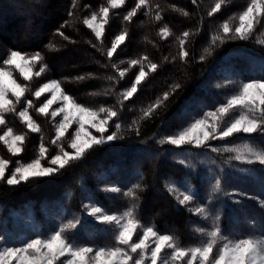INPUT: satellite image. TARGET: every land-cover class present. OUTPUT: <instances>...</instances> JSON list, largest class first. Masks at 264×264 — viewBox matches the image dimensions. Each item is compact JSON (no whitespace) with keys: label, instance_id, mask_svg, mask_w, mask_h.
I'll return each mask as SVG.
<instances>
[{"label":"trees","instance_id":"1","mask_svg":"<svg viewBox=\"0 0 264 264\" xmlns=\"http://www.w3.org/2000/svg\"><path fill=\"white\" fill-rule=\"evenodd\" d=\"M243 1L228 0L219 12L209 16L215 0H196L195 3L192 0H149V7L138 10L128 22L123 17L135 6L136 0H126L121 8L110 9L101 42L82 21L101 6H107L106 0H75V7L73 0H0V63L12 50L41 53L49 77L58 80L67 94L90 108H115L118 116L113 119L112 132L116 131V123L121 125L118 139L94 146L80 160L53 176L18 185L0 181V221L10 218L15 211L57 200L70 214L73 210L77 213L83 198H97L103 203L108 195L101 187L119 180L120 171H140L141 188L135 190L138 199L125 196L124 191L112 192L115 204L108 208L118 211L135 204L136 214L143 223L152 224L161 233L176 235L183 244L197 243L200 233L195 229L201 224L197 215L189 207L178 204L165 184L168 179L187 176L201 188L203 178L200 170L194 171L178 163V152L183 148H173L160 141L178 132L211 104L224 101L217 90L208 87L207 81L209 73L219 66L226 69L225 74L238 75L242 80H264V44L258 42L262 38L212 43L215 35H223L222 23L238 16ZM180 9L189 15H183ZM157 12L162 16L160 21L154 19ZM165 25L172 35L162 38L158 33ZM123 30H127L128 36L110 59L106 52ZM184 31L191 33L185 43L189 55L181 59L178 37ZM145 55L159 65L158 70L149 74L132 98L122 101L120 94L131 86L139 71V66L130 67L128 62ZM201 56L205 59L201 60ZM113 64L121 70L129 69L123 79L119 78ZM80 76L85 79L78 80ZM109 76L115 79H107ZM177 84L179 87L173 91ZM165 92L171 94L163 105L150 117L141 119L143 111ZM36 136L31 137L33 147ZM228 142H245L264 150V134L259 132L236 134ZM0 147L4 155L13 159L2 144ZM29 160L24 158V161ZM228 162L234 161L229 159ZM239 164L257 173L243 172L230 164L240 171L242 183L238 177L220 178L227 196L224 215L229 218V224L227 226V221L225 224L236 233L264 234V207L260 205L264 200V165ZM201 170L204 169L201 167ZM255 181L263 186L262 192L258 196L246 194L252 186L258 185ZM230 183L236 184L235 190L230 191ZM83 221L84 226L67 233L71 240L81 239L86 244L95 242L106 247L114 244V236L107 227L91 219Z\"/></svg>","mask_w":264,"mask_h":264},{"label":"snow or ice","instance_id":"2","mask_svg":"<svg viewBox=\"0 0 264 264\" xmlns=\"http://www.w3.org/2000/svg\"><path fill=\"white\" fill-rule=\"evenodd\" d=\"M192 2L195 3L196 0H192ZM227 2L228 0H215L208 15L211 16L219 12ZM106 3L107 6H101L98 11L92 12L82 21L101 42L105 34V26L109 23L110 9L121 8L125 5L126 0H106ZM75 6L76 3L73 0V7ZM145 7H149V0H136L135 6L124 15L123 20L131 22L138 10ZM178 11L185 16L189 15L182 9ZM69 15L71 16L73 13L69 12ZM154 19L162 20L159 12L155 14ZM237 19L238 24L233 27L232 21ZM262 21H264V0H249L245 9L238 16L230 17L229 20L222 23L220 31L223 35H215L212 38V43L215 44L217 41L223 43L226 39H248ZM59 34L64 35L62 32ZM158 34L162 38H167L172 35V32L165 25ZM190 35V32L184 31L181 37H178L181 59H185L189 55L185 50V43ZM127 36V30H123L115 36L111 47L106 52L108 58L113 57L117 49L124 44ZM258 42L264 44V40ZM50 47H54V45H50ZM205 52L211 54L209 49H205ZM43 59L39 52L29 55L12 50L7 58L0 63V126L6 127V130L0 134V142L7 147V151L12 155H18L24 150L26 136L15 134L11 127H7L5 113H16L21 123L25 124L32 132L39 133L41 128L29 111L35 107L32 100L28 99L25 106L17 111L16 105L23 102L29 88L26 84L18 82L10 69L14 67L19 71V75L24 81H31L34 76L39 77L46 71L47 65L45 64L38 71L33 72V68ZM200 59L204 60L205 57L201 56ZM121 63L124 62L121 61ZM128 63L130 67L139 66V71L131 86L120 94L122 101L132 98L138 92V86L147 79L150 73H155L159 67L146 55L140 59H132ZM112 67L117 69L121 79L129 71L128 68L119 69L116 64H113ZM77 79L83 80L85 77L80 76ZM107 79L115 78L109 76ZM178 87V84L174 85L173 91ZM45 93H50V98L46 99L41 106L35 107V111L44 116H51L53 119L61 117L56 124L55 139L51 141L59 151L49 159V149L41 143L38 158L23 164L17 162V166L7 176L6 172L9 171L10 161L0 158V181H5L8 185H18L32 179L53 176L72 162L80 160L94 146L103 145L119 138L118 132L121 128L119 123L115 124V132L105 135L109 128V122L118 116V111L115 108L101 106L98 109H93L83 106L77 103L71 95L66 94L59 81L44 83L32 92V95L39 99ZM170 94V92L163 93L154 104L143 111L141 119L150 117L156 109L163 105ZM53 105L58 106L53 109ZM238 107L243 109L239 115L226 120L225 118L229 117L230 113ZM50 109L52 110L50 111ZM73 125H77V127L69 138L66 133L73 128ZM90 128L95 129L100 135H93L89 131ZM258 132L264 134V80L243 83L238 94L231 96L226 104L221 105L215 111L205 113L202 118L195 120L175 135L167 136L160 143L178 147L191 144L199 148L207 146L209 140L225 139L240 133ZM65 140H67V147L72 149L71 152L65 150L63 144ZM212 151L219 150L213 148ZM224 151L236 152L237 155L234 157L236 160L248 164L258 162L264 165V150H257L248 144H245L243 149L225 148ZM42 161H47L50 166H44ZM178 163L189 166L185 160H179ZM140 188L139 184L133 186V189ZM165 188L174 195L180 205L188 206L195 198L191 191H182L175 183H166ZM133 189H129L124 195L138 199ZM105 190L121 191L117 187ZM221 190V180L216 179L212 185V191L220 192ZM251 198L257 199L256 197ZM260 205L264 207V200L260 201ZM84 207L90 216L101 223L116 228L112 246L93 248L75 243L67 233L75 229L79 221L70 220L49 236L30 239L21 246H7L4 244V237L0 236V264H264V235L230 239L222 234L217 223L219 215L212 218L213 227L211 230L195 229L196 232L206 237L205 240L197 245L184 247L174 235L161 234L155 226L144 225L136 214L137 205L135 204L119 214H109L104 208L96 205H85ZM189 210L205 219L211 215L205 206H196Z\"/></svg>","mask_w":264,"mask_h":264},{"label":"rangeland","instance_id":"3","mask_svg":"<svg viewBox=\"0 0 264 264\" xmlns=\"http://www.w3.org/2000/svg\"><path fill=\"white\" fill-rule=\"evenodd\" d=\"M248 2L249 0H244L242 2L240 6V11H238V14L245 9ZM237 24H238V21L237 22H235V20L232 21L233 27L237 26ZM254 37H260L264 40V21H262V23L257 27V29L253 32V34L248 39H253ZM20 52L26 53L29 55L34 54V52H23V51H20ZM43 65H45L44 60L33 68V72L35 73L36 71H38L39 68ZM5 67H8V66H5ZM10 70L13 71V75L14 77L18 79V82L26 84L29 88V91L26 93L25 98H23V102L16 105L17 111L21 110L25 106V103L28 99L33 101V104L35 107L41 106V104L46 99L50 98V93H45L39 99H37L35 96L32 95V92H34L39 86H42L44 83H48L50 81H58L56 79L50 78L49 77L50 75L46 71L42 73L39 77L34 76L31 81H24L23 78L20 77L19 71L17 69L12 67ZM224 72H226V69L224 67L222 68L221 66H219L216 70L211 71L209 73V77L207 80L208 87H212L213 89L217 90L222 95V99L224 101L219 104H216L217 102L211 104L209 106L210 108L204 110L202 114H200L199 116H196V118H194L192 121H189L187 124L181 127L178 130V132L181 129L188 127L195 120L202 118L205 113L210 112V111H215L221 105L226 104L227 100L231 96L238 94L240 86L243 83H247L253 80H263V79L242 80L238 75H229V74H225ZM81 96L83 97V99L87 100L85 95H81ZM200 99L202 100L203 96H201ZM76 102L83 106H86L82 102H79L77 100ZM57 106L58 105H53V109H55ZM35 107L33 109H30L29 111H30V114L33 116V119L40 125L41 131L39 133L30 131L26 127L25 124L21 123L16 113H5L7 127H11L14 130L15 134H24L26 136V139H28V140H25V143L23 145L24 150L18 155H13V159L8 158V155L7 156L4 155L3 150L0 147V158L8 159L10 161L9 171L6 172V176L10 175V171L14 169L15 166H17V162H20L23 164V163L31 162L33 159L38 158L37 153L39 151V145L41 143H43L44 146L49 149V152H48L49 159L51 158V156L56 155L59 151L58 147L52 144L51 141L55 139L56 124L61 119V117H56L55 119H53L51 116H44V115L38 114L35 111ZM51 110L52 109H50V111ZM242 110L243 109H240L238 107L235 111L230 113L229 117H226L225 119L230 120V119L235 118L237 115H239L240 111ZM76 127L77 125H73V128L69 129V132L66 133V136L70 138L71 134L74 132ZM113 129H114V123L113 121H110L108 131L105 133V135L111 134ZM5 130H6V127L0 126V134H2ZM89 131H91L93 135H97V136L100 135L99 133L95 131V129L90 128ZM32 134L37 135L34 147H33V143L31 140ZM229 138L230 137L225 138V139L209 140L207 142V146L199 147V148L191 144H185L179 147L170 144L171 147L173 148H183L182 150L178 152L177 159L185 160L187 164L189 165V167L191 169H194V171L200 170L199 174L201 173V177L203 178V181H202L201 188L197 186L196 184H194L191 181L190 177H187V176L184 179L183 178L182 179H168L166 183H175L176 186L179 187L182 191H191L194 194V197H195L194 200L187 206L190 209H194L196 206H205L208 208L209 213L211 214L209 218L205 219L201 217L200 215L196 214L198 217V220L201 223L196 228H203L205 230H211L213 227L212 218L215 217L216 215H219V220L217 221V223L219 224V227L221 228L222 234L224 236H227L230 239H239V238H244L247 236L260 237L264 234H258V235H253L249 233L242 234V233H236V231L229 229L227 227L229 224V218H226L224 215V206H225L224 201L227 196H225V193L223 192L222 184H221L222 190L220 192L212 191V185L215 183V180L220 179L222 176H225L226 178L238 177L239 182L242 183V176H241L240 171L230 166V164H235L243 172L248 171L251 174L257 173L256 170H248L247 168L240 166L239 164L240 162L242 163H247V162L236 160L234 158L237 155L236 152L224 151L225 148L243 149L245 144H248L249 146L251 145L245 142L230 143L228 142ZM0 144L3 145L2 142H0ZM63 144L65 147V150L70 151V152L72 151V149L67 147V140H65ZM3 147H5L7 150V147L5 145H3ZM213 148L218 149L219 151L214 152L212 151ZM256 149L262 150L258 148ZM24 158L30 159V160L24 161ZM229 159H233L234 162L229 163L228 162ZM42 163L44 164V166H50L47 163V161H42ZM201 167L204 170H201ZM122 172L123 171H120V176L117 175L119 176V180L113 181L110 184L103 185L101 187V190L108 195L103 203H101V201L98 200L97 198L95 199L83 198L81 201V208L77 213L75 210H73V214H70L69 210L58 200L49 201V202L40 204L38 205L37 208H34L33 206H29L27 208H24L21 211H15L11 213L10 218L4 221H0V236L4 237V244L7 246H21L23 243L27 242L30 239H35L37 237H41V238L47 237L53 232L59 230V228L63 224H66L70 220L74 222L78 220L79 223L77 224V226H84V221H83L84 219H91L92 221H97L101 223L99 220L89 215L88 210L84 207L85 205L100 206L104 208L106 212H108L109 214H114V213L119 214L127 210L128 208L132 207L130 206L128 208L118 210V211L110 210L108 208V207H113V204H115V202L111 199L110 194L112 192L106 191L105 189L117 187V188H120L121 191L127 192L129 189H133L134 185L139 184L138 176L141 175L140 171H136L133 173H129L128 170L124 171L123 174L127 177L129 181L124 179ZM218 173H221V174H218ZM207 179L209 181V184L207 183ZM232 181H235V180H232ZM255 182L258 185L252 186L253 188L250 191L245 192L246 194H249L252 196H258L259 192H262L263 186L258 181H255ZM235 187H236V184H232V183L229 184L230 191L235 190L236 189ZM133 190L135 191L136 189H133ZM225 221H227V226L225 224ZM101 224L107 227L112 232L113 236L115 235L117 230L114 226L104 224V223H101ZM143 224L146 226H152V224H147V223H143ZM161 234H169V233H161ZM174 236L177 237L176 235ZM205 239L206 237L200 234V240L197 243L188 245V244H183L178 238L181 246H184V247L197 245L202 240H205ZM73 241L79 245H87L93 248L106 247L104 245H99L95 242L86 244L85 242L81 241V239H77Z\"/></svg>","mask_w":264,"mask_h":264}]
</instances>
